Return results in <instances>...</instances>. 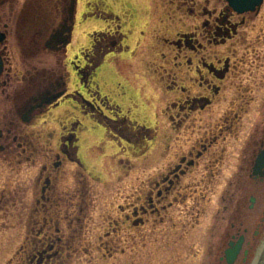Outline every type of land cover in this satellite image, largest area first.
I'll return each instance as SVG.
<instances>
[{
    "label": "flooded vegetation",
    "instance_id": "1",
    "mask_svg": "<svg viewBox=\"0 0 264 264\" xmlns=\"http://www.w3.org/2000/svg\"><path fill=\"white\" fill-rule=\"evenodd\" d=\"M158 2L162 4L163 28L156 35L157 54L160 52L159 58L163 61H154L153 65L158 69L155 75L165 92L174 95L167 98L169 101L163 112L174 124V131L187 126V129L192 128L191 136L186 145L180 146L175 161L169 163L156 179L149 180L147 187L141 188L138 194H126L125 204L118 205V216L110 217L107 230L104 233L102 230L94 239L102 250L100 264L120 256L132 260V264H142L140 260L152 255L139 254L136 245L140 241L136 242V238L141 233H149L151 224L158 220L164 226L160 239L162 249L166 248V251L171 245L179 246L185 240L187 243L191 235L197 234L200 219L206 215L200 202L202 190H195L190 197L183 196L182 191L191 189V184L184 185L183 179L197 172L201 181H211L219 174V168L215 173L213 170L224 163L228 153L226 144L229 138L239 137L254 101L248 98L246 84L254 78L253 71L264 66L258 65L253 70L250 64L248 70L238 54L239 45L243 44L245 50L256 43L251 40L249 29L254 19L261 15L264 0L259 9L243 13L235 10L228 0ZM80 4H84L82 9H79ZM85 4V0H0V9L7 5L12 8L10 12L3 9L0 20L12 16L19 26L17 50L7 48L9 24L4 23L0 28L3 63L0 75L3 98L0 99L4 102L0 150L34 152L28 129L57 110L64 109L68 117L66 123L59 124L60 127L51 132L54 133L53 140H58L40 165L36 204L27 230L28 238L17 253V264H71L76 257L86 258L82 256L83 251L94 241L88 236L93 222L92 208L98 202L99 188H95L94 183L101 185V180L89 173L80 152L83 150L80 132L85 128L86 118L103 126L105 132L109 130V140L122 146L128 159V154L133 155L135 149L134 134L151 131L146 124L125 114L120 103L113 105L107 95L90 88L91 79L106 57L129 46L123 44L127 36L124 30L126 16L120 12L117 0H88L87 9H84ZM72 5L74 12L71 15ZM78 15L84 22L102 19L107 27L92 30L91 44L75 48L73 38ZM170 18L173 24L169 29ZM258 37L257 41H260ZM42 54H51L55 59L49 66H42L43 62L36 60ZM262 60L264 56L260 55L257 61ZM170 71L178 75L169 82L166 77L170 76ZM14 81L16 85H13ZM217 112L222 114L216 116ZM198 122L200 129L195 131ZM257 129L238 155L241 160L238 175L240 179L249 176L255 182L264 183V166L254 173L257 159L264 151V123ZM69 164H76L79 169L72 170L73 182L65 187L62 182ZM236 194L237 191L229 194L230 203L235 199L238 202V208L231 213L232 217L230 215L229 225L226 227L224 221L230 203L214 214L216 223L222 224L209 226L204 240L208 254L222 264H227V250L242 240L234 264H253L264 243V210L258 222L252 220L257 224L256 229L251 230L244 195L238 200ZM249 201L248 209L253 211L258 196L251 194ZM180 205L183 208L180 209ZM176 218L177 221L185 218L187 222L179 226ZM122 241L132 245L129 253L115 247ZM141 241V250H144L147 241L144 237Z\"/></svg>",
    "mask_w": 264,
    "mask_h": 264
},
{
    "label": "rangeland",
    "instance_id": "2",
    "mask_svg": "<svg viewBox=\"0 0 264 264\" xmlns=\"http://www.w3.org/2000/svg\"><path fill=\"white\" fill-rule=\"evenodd\" d=\"M87 1L85 0L84 9L88 7ZM117 1L120 12L126 16V18L124 17L126 22L124 30L127 38L125 37L123 44L129 47L125 50L119 48L117 52L106 57L105 62L96 70L93 79H91L90 88L100 91L102 95H107L111 104L120 103L125 114L132 116L141 124H146L151 131L143 130L134 134L135 149L133 155L128 154V159L126 158L127 155L123 154L122 146L116 144V141L109 140L111 137L109 130L105 132L106 129L103 126H98L89 118L85 119V128L80 132V145L83 146V150L80 151L81 156L88 166L89 173H93L96 178L101 180V185H99L100 182L94 183L96 184L94 187L99 189L97 192L98 202L92 208L94 211L92 213L93 222L88 235L92 240L96 239L102 230L103 233L107 230V222L110 217L118 216V205L125 204L126 194L131 192L138 194L141 188L147 187L149 180L156 179L169 163L175 161L180 152V146L186 145L192 131V128L187 129V126L180 131H174L172 129L174 124H172L169 116H165L163 112L169 101L167 98H173L174 95L165 92V87L161 86L155 75L158 69L153 65L154 61L159 62L161 60V57L159 58L160 52L157 54L156 40L158 31L163 28L160 19L162 4L158 2L160 0ZM82 8L83 5L80 4L79 9ZM3 9L9 10V12L12 10L11 5H7ZM3 9H0V16ZM83 19L82 16L78 15L77 28L73 38L75 48L91 44L90 32L92 30L107 27V23L102 19L93 18L90 19L92 20L90 22H84ZM171 21L170 18L169 29L172 28L173 22ZM253 22L249 33L252 35L251 40H256L255 45L245 50L243 44L238 46L239 57L246 62L245 68L248 70L251 69L250 64L253 66V70L258 65L264 64V60L257 61L260 55L264 56V7L261 15ZM4 23L9 24L7 27L9 32L7 48L17 50L16 34L19 26L12 16L1 19L0 28ZM83 31L85 34H82ZM258 36L261 38L260 41H257ZM244 45L246 46V44ZM54 59L55 57L53 58L51 54H42L36 60L43 62L42 66L47 67ZM20 69L24 70L21 67ZM31 70L33 73L36 72L35 69ZM253 72L254 78L248 80L249 83L246 86L248 87V98H253L254 101L251 103L249 113L245 116V126L239 133V137L237 139L229 138L226 144L228 153L224 163H220L221 165L219 164L213 170V172H217L219 168L221 171L219 174H215L211 181H201V176L197 172L195 175H189L183 179L184 185L191 184V189L182 191L183 196L190 197L195 190H202L200 202L201 208L203 207L206 211V215L200 219L197 234L191 235L187 243L185 240L178 244L179 246L171 245L172 247L166 251V248L162 249L160 239L161 228L164 226L158 220L151 224L149 233H141L136 238V242L140 241V244L136 245L139 254L145 252L148 253L146 256L152 255L146 260H140L139 263L222 264L217 259L213 260L212 256L208 254L209 250L204 240V233L209 226L222 224L216 223L213 216L218 210H223V206L230 203L229 194L231 192L235 194L237 191L236 198L238 200L241 195H244L243 202L246 204L247 219L252 225L250 228L251 230L256 229L258 218L262 216L264 210V183L255 182L249 176L240 179L238 175L241 165L238 155L249 144L252 136L258 131L259 125L264 123V66H261L259 70L255 69ZM169 74L170 76L166 77L169 82L175 79L176 74L178 75V73L171 71ZM13 85H16V81ZM0 98H3L2 94H0ZM3 110L4 102L1 100L0 121L4 119ZM220 114L222 112H217L216 116ZM67 119V113L61 109L47 118L36 121L37 125L28 129V134L32 136L34 152L25 154L16 149L9 152L0 150V264H17L18 262L17 253L21 244L28 238L27 230L31 221L32 209L36 204L40 165L45 160L52 144L58 140L57 138L55 141L53 140L52 135L54 133L51 132L54 128H59V124L66 123ZM120 125H117V128L122 129ZM197 126L194 128L195 131L200 129L199 122ZM136 131L138 130L136 129ZM144 136H146L145 139ZM120 158L124 159L120 160ZM73 169L79 168L76 164H69L68 170H66L67 174H65L62 182L65 187H69L73 182L71 175ZM90 174L86 175L89 176ZM251 194L258 196V203L253 211L248 209ZM236 201L235 199L229 204L224 221L226 227L229 225L230 215L232 217L231 213L238 208ZM181 208L183 205H180ZM253 219L257 222L253 223ZM178 220L175 219L179 226L187 222L185 218ZM187 229H189V225H187ZM181 231L183 232V230ZM123 235L127 236L126 234ZM143 237L147 241V245L145 244L147 247L141 250V238ZM151 243L154 245L150 246ZM97 244L98 241L94 240L91 244L86 245L87 249L82 254L86 258L77 259L76 257L71 261V264H100L103 259L102 250H99ZM115 247H118L120 251L123 249L129 253L132 245L122 241ZM86 252L89 254L85 255ZM176 253L180 255L176 256ZM131 261L120 256L117 260L106 261L104 264H132Z\"/></svg>",
    "mask_w": 264,
    "mask_h": 264
},
{
    "label": "water",
    "instance_id": "3",
    "mask_svg": "<svg viewBox=\"0 0 264 264\" xmlns=\"http://www.w3.org/2000/svg\"><path fill=\"white\" fill-rule=\"evenodd\" d=\"M228 1H229L230 5L240 13L247 12V11H255L256 9L260 8V6L263 2V0H228ZM73 5H74V3H73ZM73 5L70 8V14L71 15L74 12L73 11V8H74ZM67 42L68 41H65V43H67ZM2 71H3V63H2V60L0 58V75H1ZM263 166H264V151L259 156V158L257 159V162H256L255 167H254L255 168L254 173L257 174ZM252 200L254 201V198ZM241 241L242 240H240V242L236 246L232 245L233 247L227 250V263L228 264H234L235 263L236 258H237V254H238L239 249L241 247ZM254 264H264V243L258 252V255L256 257Z\"/></svg>",
    "mask_w": 264,
    "mask_h": 264
},
{
    "label": "bare ground",
    "instance_id": "4",
    "mask_svg": "<svg viewBox=\"0 0 264 264\" xmlns=\"http://www.w3.org/2000/svg\"><path fill=\"white\" fill-rule=\"evenodd\" d=\"M84 5V4H83ZM82 31V29H80ZM82 34H85V32L83 31ZM90 144V143H89Z\"/></svg>",
    "mask_w": 264,
    "mask_h": 264
}]
</instances>
